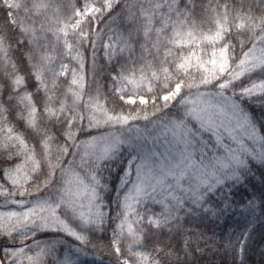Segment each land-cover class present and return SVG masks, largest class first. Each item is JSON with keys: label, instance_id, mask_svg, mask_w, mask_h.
Wrapping results in <instances>:
<instances>
[{"label": "snow or ice", "instance_id": "obj_1", "mask_svg": "<svg viewBox=\"0 0 264 264\" xmlns=\"http://www.w3.org/2000/svg\"><path fill=\"white\" fill-rule=\"evenodd\" d=\"M257 178L264 0H0V264H244Z\"/></svg>", "mask_w": 264, "mask_h": 264}, {"label": "trees", "instance_id": "obj_2", "mask_svg": "<svg viewBox=\"0 0 264 264\" xmlns=\"http://www.w3.org/2000/svg\"><path fill=\"white\" fill-rule=\"evenodd\" d=\"M257 177H259V173H257ZM248 187L250 191H256L257 205H259V193L264 191V187H261L258 178L250 181ZM250 191L246 192L242 189L236 194L235 199L239 203L234 205L236 208L235 214L230 215L226 221L217 222L216 224H209L205 221L203 225H200L201 230L205 231L208 236L215 234L217 238H226L230 230L239 233L247 228L248 222L244 219L242 205L246 204L247 200L251 198ZM252 227L254 231L251 232L249 245L244 256V264H264V212H261L259 207ZM203 246L202 244L201 247ZM96 256H100L101 259H96ZM81 259L83 264H101V260L103 264H108L107 255L99 250L92 252L89 249V256L82 257ZM232 259L231 255H225L223 252H214L213 249H208L199 260V264H231Z\"/></svg>", "mask_w": 264, "mask_h": 264}]
</instances>
